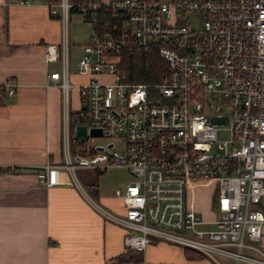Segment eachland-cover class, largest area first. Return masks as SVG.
<instances>
[{
	"label": "built area",
	"instance_id": "2783aa9c",
	"mask_svg": "<svg viewBox=\"0 0 264 264\" xmlns=\"http://www.w3.org/2000/svg\"><path fill=\"white\" fill-rule=\"evenodd\" d=\"M20 2H43L60 20V41L43 51L46 62L59 63L45 85L61 89L60 165L99 212L125 229V249L143 251L161 240L214 264H264V0ZM71 10L92 25L77 60L84 77L78 83L69 78ZM124 51L156 52L167 70L155 83L127 80L118 66ZM16 85L6 76V92ZM77 125L85 126L84 137L75 134ZM52 166L37 169L41 183ZM110 167L134 176L113 190L122 213L95 203L76 175L77 168L95 174ZM204 180L214 184V217L187 202L188 184Z\"/></svg>",
	"mask_w": 264,
	"mask_h": 264
},
{
	"label": "crops",
	"instance_id": "0c3cea01",
	"mask_svg": "<svg viewBox=\"0 0 264 264\" xmlns=\"http://www.w3.org/2000/svg\"><path fill=\"white\" fill-rule=\"evenodd\" d=\"M60 37V20L43 2L0 0V167L20 169L0 173V264H214L161 240L127 251L124 228L99 212L60 165L61 89L45 85L58 62L43 57L45 44ZM6 76L17 83L11 94ZM69 78L84 80L76 69ZM76 101L73 87L72 105ZM45 162L53 166L41 183L35 173ZM86 192L102 208L123 212L120 198L100 194L98 186L96 197ZM260 243L264 247V226ZM120 254L141 259L118 262Z\"/></svg>",
	"mask_w": 264,
	"mask_h": 264
},
{
	"label": "rangeland",
	"instance_id": "374dc122",
	"mask_svg": "<svg viewBox=\"0 0 264 264\" xmlns=\"http://www.w3.org/2000/svg\"><path fill=\"white\" fill-rule=\"evenodd\" d=\"M92 25L90 22L83 19L82 15L77 11L69 13L67 22V42H68V65L69 70L76 69L77 60L80 55L79 44H84L91 34ZM54 67L59 69V64L55 63ZM72 96V88L70 91ZM225 133L218 132V138H226ZM106 139L97 138L95 142L104 143ZM113 149L118 152L121 151L122 146L117 144ZM76 175L87 189V183L93 180V174L86 168H77ZM133 174L129 172L125 167H110L104 172L97 175V183L99 192L102 195H112L113 190L116 187H123L125 183L133 178ZM214 191V184L211 181H204L203 184L194 185V181H191L187 186V202L188 205L195 211L202 214L204 217H214L216 212L210 208L211 195ZM211 211H210V210Z\"/></svg>",
	"mask_w": 264,
	"mask_h": 264
},
{
	"label": "trees",
	"instance_id": "16d2710c",
	"mask_svg": "<svg viewBox=\"0 0 264 264\" xmlns=\"http://www.w3.org/2000/svg\"><path fill=\"white\" fill-rule=\"evenodd\" d=\"M73 2H78L81 0H70ZM103 14H100V17L103 18ZM119 68L121 71L124 72L125 78L127 80L132 81H143L148 83H155L159 80V77L165 73L167 70L166 65L164 61L159 58L156 52H127L124 51L121 54V60L119 62ZM9 169L0 167V173L7 172ZM99 173H95L93 175V180L89 183H87L86 187L88 189V192L93 196L96 197L97 195V175ZM125 230V229H124ZM125 234V231H124ZM188 251L187 255L189 257H196V256H202L200 253L195 252L193 250L185 249V251ZM136 252V250H127ZM138 252V251H137ZM138 254V253H137ZM125 259L129 260H140L141 258L137 255L135 256H127L125 254H120L116 261L121 262Z\"/></svg>",
	"mask_w": 264,
	"mask_h": 264
},
{
	"label": "water",
	"instance_id": "95a60500",
	"mask_svg": "<svg viewBox=\"0 0 264 264\" xmlns=\"http://www.w3.org/2000/svg\"><path fill=\"white\" fill-rule=\"evenodd\" d=\"M91 134H98L100 131L99 129H90ZM75 134L80 137H84L86 134V129L84 125H77L75 127Z\"/></svg>",
	"mask_w": 264,
	"mask_h": 264
}]
</instances>
